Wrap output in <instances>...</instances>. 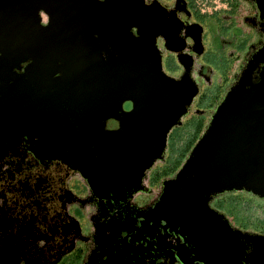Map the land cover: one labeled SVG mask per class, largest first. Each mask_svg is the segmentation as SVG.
<instances>
[{
    "label": "water",
    "instance_id": "water-1",
    "mask_svg": "<svg viewBox=\"0 0 264 264\" xmlns=\"http://www.w3.org/2000/svg\"><path fill=\"white\" fill-rule=\"evenodd\" d=\"M172 24L165 7L145 0H0V133L29 131L40 151L81 172L96 194L108 185L125 193L135 169L139 187L126 193L140 189L197 92L186 71L175 79L162 68L156 38ZM259 54L227 113L163 189L166 212L195 228L203 222L205 249L212 253L215 243L224 264L234 259L228 244L235 237L208 199L232 189L264 197V50ZM109 119L117 127L107 128ZM217 228L230 239L213 242ZM241 235L257 238L261 249L253 255L264 264V236Z\"/></svg>",
    "mask_w": 264,
    "mask_h": 264
},
{
    "label": "flooded vegetation",
    "instance_id": "flooded-vegetation-1",
    "mask_svg": "<svg viewBox=\"0 0 264 264\" xmlns=\"http://www.w3.org/2000/svg\"><path fill=\"white\" fill-rule=\"evenodd\" d=\"M145 1L165 7L173 23L170 29L172 32L165 33V37L160 34L156 38L161 58L165 53L170 54V76L179 79L186 71L197 88L186 111L167 133V143L168 134L174 126L182 123L186 114L189 113L187 120L192 121L198 116L196 112H201L198 109L194 111L192 106H199L213 75L211 68L204 63V32L209 31L207 28L214 23L213 16L226 12L235 0H196V4L201 1L198 3L199 8L193 5L194 0ZM243 1L247 15L243 22L254 29L256 37L250 51L241 58L239 55L236 57V65L228 75L229 86L227 90L222 89L218 101L210 105L203 121L204 131L191 145L184 163L163 175L154 185L150 184L154 172L152 167L163 159L166 145L162 157L143 172L140 189L126 193L127 190L139 187V184H134L137 182V174H134L127 179L130 182L125 193L121 187L108 185L96 187V194L81 172L61 159L40 151L36 146V137L29 131L9 135L0 133V264L226 262L219 256L215 243L212 253L206 251L202 241L207 227L203 226V222L195 228L193 223L171 218L173 216L165 210L163 189L167 181L176 177L216 121L227 113L230 102L243 87L248 73L261 59L259 53L264 50V0ZM26 65L27 62L23 64L24 67ZM204 71L207 74H202ZM123 108L130 109L131 103L125 101ZM196 123H199V119ZM117 125L113 119L106 123L107 128H115ZM109 188H113L110 193H103ZM229 191L212 194L207 204L220 217L223 229H229V234L236 240L234 238V242L217 228L221 233L212 234V241L221 243L230 239L227 250L235 252V255L231 256L234 258L232 260L228 256V264L240 260H243L240 264H248L244 260L252 264L259 263V254L253 255L261 249L256 243L257 238L244 239L241 234L264 236V233L233 225L231 219L213 205V202L219 205L221 199V204L225 203L224 198ZM80 211L86 214L84 221L79 215ZM204 218V215L202 219L199 216L201 221ZM207 220L212 222L213 219L207 218L205 223L214 226ZM248 246L255 251L247 252Z\"/></svg>",
    "mask_w": 264,
    "mask_h": 264
},
{
    "label": "rangeland",
    "instance_id": "rangeland-1",
    "mask_svg": "<svg viewBox=\"0 0 264 264\" xmlns=\"http://www.w3.org/2000/svg\"><path fill=\"white\" fill-rule=\"evenodd\" d=\"M187 1L191 2V0ZM201 1L198 3H201ZM195 2L196 0L193 2L194 6ZM198 3L196 7L199 8ZM245 6L246 4L243 0H235V2L230 4L226 12L213 16L214 23L207 28L209 31L204 32V63L211 68L213 75L211 83H207L209 88L205 92L199 106H192L194 111L198 109L201 112H196L198 116L192 121L187 120L189 113L186 114L181 120L182 123L172 128L168 134L163 159L152 167L154 172L151 175V185H154L163 175L171 173L178 165L181 166L184 163L187 153H189L191 147L204 131L205 123L203 124V121L205 122L210 105L218 101L212 100V96H214L216 91L220 93L222 89L227 90L230 82L228 75L236 65V57L238 55L242 57L250 51L256 37L254 29L244 23V17L247 16L244 10ZM217 16L219 17L218 20ZM164 55L162 57L163 70L166 74L171 75L170 68L172 66L168 61L170 54L165 53ZM202 74H207V71L202 72ZM202 74L201 76L204 78ZM196 119H199L198 124ZM226 195L228 197L230 193H226ZM236 195L237 198L233 205L231 203L229 205L226 203L218 205V203L215 204L214 202L213 205L230 218L233 225L242 229L264 233V198L244 190L237 191ZM79 215L83 217L84 221L85 212L80 211ZM255 222L258 223L254 226L253 223Z\"/></svg>",
    "mask_w": 264,
    "mask_h": 264
},
{
    "label": "trees",
    "instance_id": "trees-1",
    "mask_svg": "<svg viewBox=\"0 0 264 264\" xmlns=\"http://www.w3.org/2000/svg\"><path fill=\"white\" fill-rule=\"evenodd\" d=\"M215 94H216V95H215ZM215 94H214V96H212V100H213V99L218 100V98H220V95H221V94L219 95V92H216ZM215 100H214V101H215ZM242 190L247 191V190H245V189H240V190H235V189H233V190L229 191L228 193H230V196L224 198L225 203H226V201H227L228 203H226V204L229 205V203H231V204L233 205V203H235V200H236V198H237L236 192H237V191H242ZM247 192H250V193H252V194H255V193H253L252 191H247ZM255 195H257V194H255ZM257 196H258V195H257ZM258 197H260V196H258ZM261 198H264V197H261ZM219 203H222V199L220 200ZM225 203H224V204H225ZM257 221H258V220H257ZM258 222H259V221H258ZM258 222L253 223V225H254V226L257 225Z\"/></svg>",
    "mask_w": 264,
    "mask_h": 264
},
{
    "label": "bare ground",
    "instance_id": "bare-ground-1",
    "mask_svg": "<svg viewBox=\"0 0 264 264\" xmlns=\"http://www.w3.org/2000/svg\"><path fill=\"white\" fill-rule=\"evenodd\" d=\"M135 171H136V169L134 170V173L132 175L137 174L138 170L136 172Z\"/></svg>",
    "mask_w": 264,
    "mask_h": 264
}]
</instances>
